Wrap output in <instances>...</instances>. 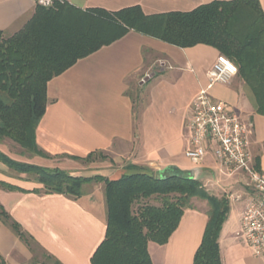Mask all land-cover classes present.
<instances>
[{"label": "crops", "instance_id": "0c3cea01", "mask_svg": "<svg viewBox=\"0 0 264 264\" xmlns=\"http://www.w3.org/2000/svg\"><path fill=\"white\" fill-rule=\"evenodd\" d=\"M63 1L82 11L117 12L140 7L146 15H158L187 13L212 2L232 0ZM258 1L264 11V0ZM38 5V0H0V31L4 37L21 31ZM219 56L211 46L179 48L130 31L48 82V104L36 129L37 146L47 157L34 156L25 162L108 180L135 173L130 166L149 175L177 169L190 176L198 170L195 178L201 180L205 191L218 198L227 196L232 209L234 203L241 204L251 193L250 188L245 189L247 183H241L244 174L229 173L212 154L200 166L185 155L190 148L192 105L208 86ZM132 88L137 99L130 93ZM210 94L230 104L250 126L253 163L264 173V115L255 111L244 81L237 74L231 84H216ZM0 151L6 153L1 146ZM91 154L108 155L111 161L86 176L81 162ZM226 177L237 178L238 185L225 183ZM0 182L23 190L0 185V204L34 242L31 249L0 221V255L6 264H46L48 257L61 264H92L107 229L103 181L85 184L83 195L76 199L46 194L42 184L0 162ZM208 212L206 201L193 198L169 241L162 246L149 244L153 264H193L209 221ZM242 214L243 209L234 227L229 217L223 226L219 239L222 264H264V260L253 256L242 238Z\"/></svg>", "mask_w": 264, "mask_h": 264}, {"label": "trees", "instance_id": "16d2710c", "mask_svg": "<svg viewBox=\"0 0 264 264\" xmlns=\"http://www.w3.org/2000/svg\"><path fill=\"white\" fill-rule=\"evenodd\" d=\"M130 31L179 48L217 49L237 67L255 111L264 115V11L258 0L216 1L187 13L158 15H146L140 7L82 11L55 0L50 7L38 5L29 23L12 37L5 38L0 31V140L8 138L28 154L47 157L37 146L36 129L48 104V82ZM0 162L36 175L46 194L76 199L83 195L85 184L104 182L107 229L92 264H153L149 244L162 246L169 241L193 198L209 205V221L193 264H222L219 239L230 214V200L208 194L201 180L183 171L149 175L130 166L135 173L108 180L19 162L2 151ZM255 168L259 170L257 164ZM0 221L33 249L32 238L1 204ZM48 258L52 264H61ZM0 264H6L1 255Z\"/></svg>", "mask_w": 264, "mask_h": 264}, {"label": "built area", "instance_id": "2783aa9c", "mask_svg": "<svg viewBox=\"0 0 264 264\" xmlns=\"http://www.w3.org/2000/svg\"><path fill=\"white\" fill-rule=\"evenodd\" d=\"M55 0H38L50 7ZM238 74L237 67L219 56L212 68L208 86L196 97L188 129L190 148L186 158L196 166L208 154L229 173L244 172L249 178L251 193L241 219L242 238L254 257L264 260V173L257 170L250 151V126L230 104L214 99L210 91L216 84L229 85Z\"/></svg>", "mask_w": 264, "mask_h": 264}, {"label": "rangeland", "instance_id": "374dc122", "mask_svg": "<svg viewBox=\"0 0 264 264\" xmlns=\"http://www.w3.org/2000/svg\"><path fill=\"white\" fill-rule=\"evenodd\" d=\"M220 56H224V55H220ZM218 87H216V89ZM130 93H131V95H132V97L134 99H137L138 94L136 93V91H135L134 88L131 89ZM0 146H1V148L6 153H9V154L13 155V157H16L15 160L16 161H19V162L27 163V162H25L26 161V158H31V157H34V156H38V155H33L31 153L28 154V152H26L25 149H23L22 147H20V145H18L17 143H15L14 141H12V140H10L8 138H5V139L0 140ZM110 161L111 160L109 159V156L108 155H105V154H95L92 157H90V158L84 160L83 162H81L82 165H83V172L82 173L84 175H86V176L93 175L94 172L100 171L101 166H105V164L110 163ZM27 164H30V163H27ZM13 171H15V170H13ZM15 172H17V171H15ZM17 173H19L21 175H25V176L31 178L32 180H36L38 182L36 175L28 174V173H20V172H17ZM240 173L241 174H244V176H242V178L243 177L244 178L241 180V183L244 186L247 183V186L248 187H245V189L247 190L248 188H250L249 185H248L249 178H248L247 174H245L244 172H240ZM190 176L191 177L192 176H195V174H193V175L190 174ZM224 182L225 183L235 184V186H237L239 181L235 177L234 178H228V177H226V178H224ZM248 197L249 196L247 195V197L245 198V200H242L241 201V204L234 203L232 205V209L230 211L229 220H228L230 222L231 226L234 227V225H237L239 223V221H240V212H241L242 209L244 211V208H245L246 203L248 201ZM45 263L46 264H52V261L49 258H47V259H45Z\"/></svg>", "mask_w": 264, "mask_h": 264}, {"label": "water", "instance_id": "95a60500", "mask_svg": "<svg viewBox=\"0 0 264 264\" xmlns=\"http://www.w3.org/2000/svg\"><path fill=\"white\" fill-rule=\"evenodd\" d=\"M197 172H198V170H194V171L190 172V174L191 175L195 174V176H196ZM195 176H192V178H195Z\"/></svg>", "mask_w": 264, "mask_h": 264}]
</instances>
